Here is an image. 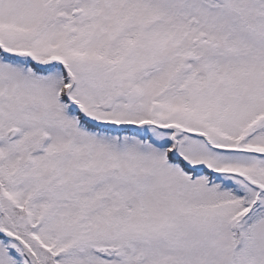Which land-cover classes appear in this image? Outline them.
Returning <instances> with one entry per match:
<instances>
[{"label":"snow or ice","instance_id":"obj_1","mask_svg":"<svg viewBox=\"0 0 264 264\" xmlns=\"http://www.w3.org/2000/svg\"><path fill=\"white\" fill-rule=\"evenodd\" d=\"M0 264H264V0H0Z\"/></svg>","mask_w":264,"mask_h":264}]
</instances>
